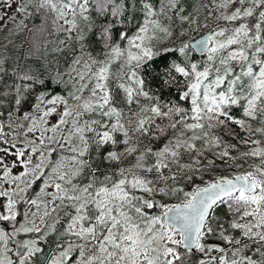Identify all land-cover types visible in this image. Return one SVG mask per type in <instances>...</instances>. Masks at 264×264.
Here are the masks:
<instances>
[{"label":"snow or ice","instance_id":"snow-or-ice-1","mask_svg":"<svg viewBox=\"0 0 264 264\" xmlns=\"http://www.w3.org/2000/svg\"><path fill=\"white\" fill-rule=\"evenodd\" d=\"M0 264H264V0H0Z\"/></svg>","mask_w":264,"mask_h":264}]
</instances>
